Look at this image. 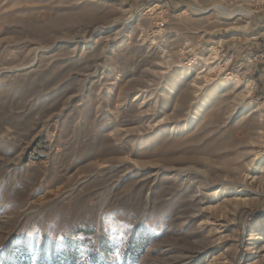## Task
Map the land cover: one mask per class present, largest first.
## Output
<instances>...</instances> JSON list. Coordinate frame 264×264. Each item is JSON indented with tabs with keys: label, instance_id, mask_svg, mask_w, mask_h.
Returning a JSON list of instances; mask_svg holds the SVG:
<instances>
[{
	"label": "rangeland",
	"instance_id": "374dc122",
	"mask_svg": "<svg viewBox=\"0 0 264 264\" xmlns=\"http://www.w3.org/2000/svg\"><path fill=\"white\" fill-rule=\"evenodd\" d=\"M258 162L264 0H0V264H264Z\"/></svg>",
	"mask_w": 264,
	"mask_h": 264
},
{
	"label": "bare ground",
	"instance_id": "6f19581e",
	"mask_svg": "<svg viewBox=\"0 0 264 264\" xmlns=\"http://www.w3.org/2000/svg\"><path fill=\"white\" fill-rule=\"evenodd\" d=\"M212 9L216 12V13H218V14H220V15H223V16H226L227 18H233V17H235L236 15H248V14H250V11L249 10H247V9H244V8H232V9H230L228 6H221V5H218V4H216V5H214L213 7H212ZM197 11H202V9L201 8H198V9H196ZM205 11V10H204ZM203 11V12H204ZM206 11H208V10H206ZM251 164H249V166H250ZM258 167H260V168H264V163L262 164L261 162H258ZM255 169H256V167H253V165L250 167V168H248L247 169V174H244V176L243 177H241V183L240 184H238L240 187H241V189H240V191H243V192H246V191H250L251 193H258V189L257 190H252L251 188H249V185H248V181H249V179H251V180H254V178L255 177H257V176H253V173H254V171H255ZM240 170V169H239ZM241 171V170H240ZM260 171H263V170H260ZM259 176V175H258ZM263 178H264V171H263ZM240 178V177H239ZM257 179V178H256ZM250 180V181H251ZM261 181V180H260ZM253 182V181H252ZM251 184V183H250ZM256 191V192H255ZM261 192V191H260ZM242 242V241H241ZM239 259H241V253L239 254V257H238ZM239 263V261L237 260L236 262H235V264H238Z\"/></svg>",
	"mask_w": 264,
	"mask_h": 264
}]
</instances>
